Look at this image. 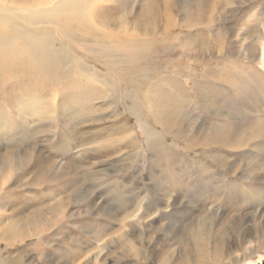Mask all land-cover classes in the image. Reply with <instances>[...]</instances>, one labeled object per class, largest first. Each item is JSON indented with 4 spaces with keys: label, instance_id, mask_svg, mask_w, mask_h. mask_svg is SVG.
Returning <instances> with one entry per match:
<instances>
[{
    "label": "rangeland",
    "instance_id": "374dc122",
    "mask_svg": "<svg viewBox=\"0 0 264 264\" xmlns=\"http://www.w3.org/2000/svg\"><path fill=\"white\" fill-rule=\"evenodd\" d=\"M132 1L130 8L120 14L126 15V25L133 27L153 25L158 28V31L166 29L169 33L167 35H170L166 37L170 47L167 45L160 54L154 53L137 60L132 64L133 68L124 69L122 71L124 74L120 73V76L115 69H109L99 63L96 64V68L104 73L107 72L109 76L121 82L120 91L122 90L123 97L115 100L114 106L122 114L115 122L120 123L126 117L132 128L135 131L138 130L135 113L131 109H126L122 103L124 97L134 101L132 97L127 98L129 94L133 95V90L140 91V96L137 95V97L142 104L134 101L140 111H143L144 105L151 101L153 105L155 103L157 105L161 100L166 102L165 111L160 108L155 110L162 118L168 116L172 119L167 124L170 133L164 134L163 141L169 146V155L175 156L170 157L169 161L164 157L160 158L155 147L145 145V139L139 131H136L141 143L137 152L139 155L134 153L135 158L129 157L131 148L127 147H122V151H118L122 143L117 140L113 132L111 130L103 132L99 129L112 124L109 118L111 108L105 101L107 98L95 99L93 104H96L94 107L97 109L96 113H91V117L89 116L87 121L84 120L81 124L77 125L75 120L68 126L83 130L80 134H83L82 137L87 142V137L95 138L90 141L89 148L97 154L96 161L104 163L101 164V168H104L101 173L104 172L106 176L102 175L103 178L102 176V179L99 178V183L101 180L105 182L95 187L94 191L86 192L85 188L81 187L82 190L72 193L69 199H64L66 211L60 221L54 222L55 226L45 223L38 237H24L17 234L19 231L13 233L12 227L7 224L11 219L10 216L14 219L29 218L34 216L36 208L42 211L40 216H48V207L54 200L44 201L43 199L57 193L55 191L65 192L64 187L69 184L65 182L64 177L71 181L81 176L85 177L81 174L80 168L68 174H62L63 176H54L55 172H60V166L64 160L71 156L79 157L81 152H78L79 148H74L65 152L58 151V156L53 157L54 149H51L53 150L51 153L49 150L52 142L46 140L44 133L38 137L42 138L41 140L34 137L36 141H31L33 138L29 133L21 137L7 135L4 138L0 137V175H4L3 180L7 182L0 195V260L2 261L0 264H87V260L98 253L100 247H105L100 254V260L105 258L104 264H221L219 256H224L221 254L224 241L230 243L232 256L238 259V264L249 261H252V264H264V231H260V227L264 225V193L263 198L257 196L256 200L255 196L244 199L235 194V196L232 195L231 192L246 183L256 185L255 191L258 188H264V83L260 82L252 87L254 94L253 89L245 94L243 91L235 92L234 90H237L235 86L230 87L226 84L225 75L222 79L220 76L209 74L225 72L224 69L222 70L224 58H237L240 55L242 61L253 64V69L264 78V0H168L172 3L170 10L166 8V0H160V4H157L158 10L153 11L149 20L147 17L149 12H145L143 8L146 0ZM18 3L20 7L28 5L23 3V0ZM63 5L66 4L63 3ZM52 16L58 17L57 14ZM82 16L86 20L83 30L88 31L86 36L92 37L91 39L103 41L107 38L125 37L118 34H112L110 37L109 35L101 36L104 35L99 31L101 24L91 20L90 12H84ZM12 17L23 23L16 15ZM64 18L59 16L60 20ZM170 19L172 25H168ZM189 22L196 23L194 29H198V33L194 31L195 34L189 36L193 43L187 41V46L183 47L181 39L176 35L179 31L187 34L189 29L185 25ZM245 25L254 27L250 38L245 32L248 30ZM222 36H225V39ZM101 37L104 38L101 39ZM222 40L226 41L227 45L218 53ZM62 44L75 54L76 52L72 50L74 48L77 51L76 56L81 55V59L87 62L85 49L84 51L80 47L77 48L75 43L65 38ZM189 60L191 67L196 69L192 74L186 69ZM89 61L94 63L93 60L89 59ZM202 62L207 63L205 69H201L199 65ZM120 67L118 66L117 69L119 70ZM235 70L247 75L246 69L244 71L240 63ZM129 77H132L130 80H134L135 86L129 85ZM242 79L244 77L240 80ZM173 88H178L180 90L178 95L185 99L183 110L180 112L182 114L175 110L177 105L171 96ZM209 88L217 92L214 98L213 94L208 92ZM225 89L226 91L223 92ZM260 89L263 93H260ZM68 91L67 88L61 91L59 102H66ZM195 93L197 95L194 96ZM249 93L253 96L257 94V97L261 96V100H257L256 103L255 96L253 98ZM44 99L46 100L47 96ZM238 100L240 102L244 100L247 103L243 101V105ZM145 119L152 130L160 128L153 118L145 115ZM32 125L36 126L34 123ZM90 129H92L91 132ZM85 131L88 132L85 133ZM207 131L210 135H222L224 139L222 146L204 142L202 136H205ZM105 135L106 138H110L109 141H106ZM14 144L20 145L19 147L23 150H30L36 146V149L41 152L39 159L21 155L19 160L15 157L17 165H10L7 151L12 150ZM102 144L106 146L98 150V145ZM247 145L249 147H246ZM178 154L181 157H177ZM211 155L221 158L217 157L218 160L212 161ZM132 159L137 160L130 165ZM39 161L42 163L39 164ZM159 161L165 163V166L168 163L167 166L170 167L163 172L158 167ZM195 162L198 163L195 164ZM18 163H21L22 167ZM48 163L49 166L45 167ZM39 165L45 167L42 175L38 173ZM126 165L127 167L130 165V169L125 170ZM151 165L155 171H151ZM202 165L207 166V172H201ZM212 173L216 174L212 175ZM159 176H162L164 180ZM173 176L176 177L175 182L177 180L175 184L171 183ZM110 185L116 187L121 185L127 191L132 190V186H138L140 197L145 196L138 206L139 209L136 207L138 204L134 203L136 201L132 200L135 191L122 194L113 190L112 194L107 190ZM161 196H165L166 200L160 201ZM254 198L256 201L253 200ZM38 199L41 200V203L36 202L39 205L34 201ZM241 199L243 201H240ZM158 200L159 204H157ZM145 204L156 205V209L147 207ZM147 208L149 211L143 214ZM199 219L203 222L204 219H208V222L213 223L210 235L206 237L208 239H204L205 234L200 228L202 225ZM136 221L140 224L139 230L134 228L135 230L131 232L128 225L135 224ZM222 229L226 231L225 235ZM125 231H128V239L122 240L124 236L121 234ZM244 231H248L249 235L243 240ZM199 239H204L205 242L200 249V246H197ZM205 252L209 256H204Z\"/></svg>",
    "mask_w": 264,
    "mask_h": 264
},
{
    "label": "bare ground",
    "instance_id": "6f19581e",
    "mask_svg": "<svg viewBox=\"0 0 264 264\" xmlns=\"http://www.w3.org/2000/svg\"><path fill=\"white\" fill-rule=\"evenodd\" d=\"M17 1L21 2V0H0V137L4 138L6 135L8 137H15V136L21 137L29 133L33 138V140L31 141H36L34 139L41 137V135L44 133L43 136L47 137L46 140L52 142L50 143L51 148L49 150L51 153L53 151V150L51 151V149L52 148L54 149L55 153L52 154L53 157L58 156L57 155L58 151L65 152V151H70L71 149L74 148H79L78 152L79 151L81 152L79 154V157L71 156L70 158L64 160L63 164L60 166V172L58 171L55 172L54 176L56 177L62 174H68L72 170L79 168L82 170L81 174L85 176L83 178L81 176L79 179L78 178L74 179V181L66 180V177H64L63 179H65V182L69 184L67 187H64L65 192L63 193L60 191L59 192L55 191L57 193H55L54 195L53 194L48 195V197H45L43 199L44 201H47V199L54 200V202L51 205L49 204L50 206L48 207V213H47L48 216L46 217L40 216V214H42L41 213L42 211L38 208H36L38 211L34 210V214H33L34 216H31L29 218L14 219L12 216H10L11 219L7 222V224L9 225V227H12L13 233L15 231L17 232L19 231L20 233L19 232L16 233L21 236L24 235V237L26 236L38 237V235L43 231V227L45 223H50V225H54L64 217V213L66 211V209L64 208L66 205L64 199H69L72 193L74 194L75 191L82 190L80 189L81 187L82 188L84 187L85 188L84 190L86 192L92 190L94 191L96 189L95 187H97L100 183L102 184L105 182V180L104 181L101 180V182L99 183L100 180L99 178H101L102 175L106 176L104 172L101 173L104 170V168H101V164L103 162L101 161L97 162L96 161V159H98L97 154L92 151L93 149L89 148V146L91 147L90 141H93L95 138L87 137L88 138L87 139L88 142H87L82 137L83 134H80L83 133V130L80 131L75 126H71L73 128L68 126L70 122L73 123L75 122V120H77V125L79 123L81 124L84 120L87 121V118H89L91 113L94 112L93 114H95L97 111V109H94L96 104H93L95 99L99 97L107 98V100L105 99V101L108 102L106 103L107 106L111 108V113H110L111 115L109 118L111 119L112 124L110 123L109 126H102L99 129L103 132H106L108 130H111L113 132V134L118 138L117 140L120 141V143H122V145L118 147L119 148L118 151H122V147H127V148H131V152H129V154L131 153L132 155L131 154L128 155L129 157H132L134 153L138 154L137 152L141 147V143L138 140L139 134L136 131H139L145 139V145L147 147L148 146L155 147L156 150L159 152L158 154L160 158L163 159L164 157L165 159L168 160L170 157L175 156L172 154L169 155L170 152V150L168 149L169 146L166 145L163 141L164 134L169 132V128L167 124L170 121H172V119H169L168 116L162 118V116L158 114V111L155 110L160 108L161 110L165 111L166 108L164 107V104H166V102L164 100H161L157 105L156 103L155 105H153L154 103H152V101L150 100L152 104L148 103L144 105L143 108L144 110L140 111L137 108L138 106L136 107V104H134L135 103L134 101H139L137 95L140 96L139 94L140 91L133 90L132 91L133 95L129 94L127 98L132 97V100L134 101H129L124 97L122 103L124 104V107L126 109L128 110L131 109V111L135 113V116L137 117L136 126L138 127L137 128L138 130L135 131L132 128V126L126 120V117L120 123L115 122L117 120V117L119 118L122 114L121 112L117 111V109L114 106L115 100H118L120 99V97H123L121 96L122 90L120 91L121 82H118V79H116L115 77L109 76L107 72L104 73L96 68V64L99 63L109 69L110 68H112L113 70L115 69L116 73L119 75L120 73H123L122 71L124 69L133 68L132 64L137 60L145 57H149V55H152L154 53L160 54L161 50L164 49L167 45L170 47V43L167 42V38H166L167 36L170 35H167L169 33H167L166 29L163 31H158L157 30L158 28H156L153 25L152 26L145 25L144 27L143 26L133 27L126 25V19H125L126 15L124 16V14L123 15L120 14L122 12H126L127 9L130 8V5L133 3L132 0L130 1L123 0L122 2L119 0H60L58 2H54L51 0L50 1L23 0V3H28L27 6H23V7H20ZM111 2L114 3L111 4ZM165 2L167 3L166 8L170 10L172 3L168 0H166ZM63 3H65L66 5H63ZM157 4H160V0H150L149 2L147 0L145 1L143 8H145V12H149V15L147 16L148 20L151 18L153 11L158 10ZM20 12L23 14H21ZM84 12H88V13L90 12L91 20L95 22L98 21V23L101 24L99 25L100 26L99 31L103 32L102 34H104L101 36L109 35L108 37H110L112 36V34L113 35L118 34L125 37L119 39L107 38L104 39L103 41H100V40H95L96 38L91 39L92 37L86 36V33L88 31L83 30L84 29L83 24H86V20L82 16V13ZM53 14H57L58 17L52 16ZM12 15H16V17L21 19L23 23L18 22L15 18L12 17ZM59 16L62 18L65 17L64 20L63 19L60 20ZM168 25H172L171 19H170V24ZM195 25L196 23L189 22L188 25H185V27L187 26L189 29L187 30V34H184L179 31L178 34L176 35L178 36L179 39H181L182 42L181 45L183 47L187 46V41L189 43L192 41L189 36L195 34L194 31H197L198 33V29H194ZM245 27H248V30H246L245 32L247 34V37L250 38L252 36V33L254 32L252 31L254 27L253 25H245ZM190 28H193L194 30ZM223 37L225 39V36H222V38ZM63 38L67 39L68 41L70 40L72 43H75V45H77V48L80 47L83 50L85 49L87 51V53L85 54L88 57L87 62L85 61V59H81L80 57L81 55L79 56L78 54V57L76 56L77 51L74 48L72 50L76 52L75 54L71 52L70 49L68 50V47L62 44ZM103 38L101 37V39ZM226 45H227L226 41L222 40L217 52L219 53L222 50H224L226 48ZM89 59L93 60L94 63H91ZM224 59H225V63L222 66V70L224 69L225 72L215 73V74L210 72L209 74H212L211 76H216V75L220 76L222 79L225 75L224 82L230 85V87H232V85L235 86V88L237 89L234 90L235 92L243 91L244 93L245 92L248 93L250 92V90L253 89L252 87L257 83L258 84L260 82L264 83V78L260 74H258V72L255 69H253L254 67L253 64L250 62L252 64L250 65L248 61L247 62L242 61L240 55L237 58H229V59L224 58ZM188 63L189 65L186 66V69L188 70L189 73L192 74L195 72L196 69L194 67L193 68L191 67L190 60L188 61ZM239 63L244 67V71L246 69L247 72L246 76L244 73L238 72L237 71L238 69L235 70V68L238 66ZM206 64L207 63L202 62L199 65L201 66V69L202 68L205 69ZM118 66H121L119 70L117 69ZM238 77H240V79L244 77V79L242 80L237 79ZM131 78L132 77H129V81H128L130 83L129 85L135 86L134 80H130ZM124 81L125 80H123V82ZM194 85L196 87V83ZM190 87L191 89L193 88L192 85H190ZM66 88L69 90L66 93L67 100L66 102L65 101L59 102L62 94L61 91L66 90ZM178 88L177 89L173 88V90H171L172 91L171 96L175 100V103L177 105V106L175 105L176 106L175 110L178 113H180L183 110L185 99L180 98V96L178 95V92L180 93V90H178ZM210 88L208 92H210V94H213V98H214V95L217 92L216 91L213 92L212 91L213 88L212 89ZM93 89L96 90V92H94ZM261 89H260V93H263V90L261 91ZM196 90L195 92L199 94L198 91ZM224 91H226V89L223 90V92ZM231 91H233V89ZM196 93L194 94V96L197 95ZM254 93L255 91L253 89V94ZM249 94L247 96H249ZM253 94H251V97L254 98L255 96L254 99L256 101L251 99L252 101H255L257 103V100H261L260 99L261 96L259 94L258 95L260 97H257V94L253 96ZM46 96L47 99L45 100L44 97ZM243 101L244 100H242V102L239 101V103L243 104ZM139 102L142 104L141 100ZM145 115L146 117H151L154 120H156L155 122L158 124L160 128L157 130H152L151 128H149V125L145 119ZM33 123L36 126H33L32 125ZM91 131L92 129H90V132ZM87 132L85 131V133ZM90 136H92V134ZM106 137L107 136L105 135L106 141L107 140L109 141L110 138H106ZM202 137L201 138L204 139L203 141L207 142L208 144L213 143L222 146V144L224 143V139H222V135L220 134L210 135L208 134L207 131L205 136L203 135ZM175 138H177V136H175ZM38 139L41 140L42 138L41 139L38 138ZM13 146L14 148L12 150L10 149L7 151L10 158L9 160L10 165L13 166L17 165L16 160L19 157L21 158V155L22 156L29 155L30 157H34L35 159L36 158L39 159L40 157L41 152H39V150L36 149L37 148L36 146L32 147L30 150H23L22 147H19L20 145H16V144H14ZM93 146L95 145L93 144ZM98 146H99L98 148L99 150L101 148H104L106 145L102 144ZM246 147H249V145H247ZM15 157H17V159ZM133 157L135 158L136 156ZM177 157H181V155L178 154ZM217 157L219 156L211 155V160L212 161L218 160ZM136 160L137 159L133 160L130 163V165L134 164ZM138 160L140 161V159ZM41 163L42 162L39 161V164ZM196 163L198 162H195V164ZM18 164L20 165L21 163ZM157 164L158 167L163 172L166 171L167 167H170L167 166L168 163L165 166V163L160 161ZM130 165H128L129 167H127L126 165L124 169L125 170L130 169ZM20 166L22 167V165ZM46 166H49V163L45 164V167ZM45 167L39 165V167H37L38 173H40L41 175L44 174ZM202 169L203 170L201 172L204 173L207 172L208 170L207 166H203V165H202ZM153 170L155 171L154 167L152 166L151 171ZM216 173H212V175ZM159 178L163 179L162 176L161 177L159 176ZM175 178H176L175 176L172 177L171 180L173 182L171 181V183L174 184L177 183V180L175 182ZM3 179H4V175L3 176L0 175V195L4 189V185L7 183ZM221 181L226 182L227 180H221ZM254 188H256V185H253L251 183L249 184L246 183V184H241L239 187L235 188L237 190L234 189L231 192L233 193L232 195L235 194L237 197L240 196L241 198L244 199L255 196L257 200V196L258 197L262 196V194L264 193V188H260V189L258 188L256 189L257 191H255ZM131 189L132 190L129 191L124 190V187L123 186L121 187V185L118 187H116L115 185H110L107 188L108 192L110 191L112 192V194H113V190H116V192L119 191L122 194L126 192L135 191L134 199L132 200L136 201L134 203H137L138 205H136V207H138L142 203L145 196L140 197L139 194L140 192H138V189L140 188L138 186H132ZM39 195L43 196L41 193H39ZM162 200L163 201L166 200L165 196L160 197V201ZM253 200H255V198ZM34 201L35 203L36 202L41 203L40 199ZM240 201L243 200L241 199ZM39 203L36 204L39 205ZM157 204H159V200L157 201ZM145 205L147 207L156 209L155 207L156 205L155 206H150V204H145ZM148 211L149 209L147 208V210H145L143 214H146ZM8 215L9 214H7V216ZM19 221H21L20 224ZM198 221L202 225L200 228L202 229L203 234H205L204 239H208L206 237L210 235V230L212 229L213 223L208 222V219L207 220L204 219V222L202 221V219H199ZM136 224L137 221L135 224L132 223L128 225L131 232H133L135 229L139 230L138 226L140 227V224L139 223L137 225ZM141 227L144 228V226L142 225ZM260 231H264V225L260 227ZM225 232L226 231L222 229V233L224 235ZM121 235L124 236L122 240L128 239L127 237L128 231L123 232V234ZM247 235H249V232L244 231L243 240ZM204 239L201 240L199 239L197 241V246L198 247L200 246L199 249L203 246V243H205L203 241ZM222 244L224 245V249L222 250L223 253L221 254H224V256L222 255L221 257L219 256V260L221 264H238V259L232 256L233 252H231L232 250L230 247V243L229 242L226 243L224 241L222 242ZM104 248L105 247H100V250H98L99 252L94 254L90 259H88L86 263L104 264L105 258H101L100 260V256H101L100 254ZM205 250H209V249H205ZM204 256H209V254L205 252ZM223 259L226 260L224 261ZM1 262L2 261L0 260V263ZM252 263H253L252 261H249L245 264H252Z\"/></svg>",
    "mask_w": 264,
    "mask_h": 264
}]
</instances>
